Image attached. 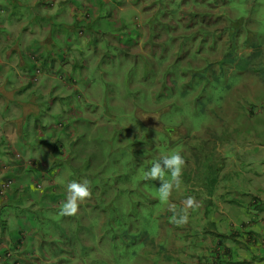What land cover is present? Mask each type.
Instances as JSON below:
<instances>
[{
	"label": "rangeland",
	"instance_id": "obj_1",
	"mask_svg": "<svg viewBox=\"0 0 264 264\" xmlns=\"http://www.w3.org/2000/svg\"><path fill=\"white\" fill-rule=\"evenodd\" d=\"M125 1L121 8L124 9L123 6H126V10L124 12L116 11L120 19L119 25L116 15L103 18L102 14L103 19L99 22V30L102 31L96 37L98 43L96 42L95 46H91L90 50H85L83 53H80L77 47L88 42L89 31L95 30L96 27L82 30L86 35L79 37L77 32L81 29V20L71 21L68 18L61 25L62 28H54L57 33H63L61 35L67 37L69 43L57 42L60 40L59 37H56L57 41L51 40L43 43L42 41L54 39V37L46 34L48 30L40 31L39 24L55 23V20L61 17V13L55 17L51 13H47L42 5H39V2L36 6H31L28 2L7 3L10 6H15L14 10L10 12L13 16L9 13L11 20L14 22L17 21V18H26V20L25 27L19 26L8 30L11 32V35L7 36L9 37L8 41L0 40V83H3L5 76L7 80L13 81L12 85H6L2 89L4 95L0 93V118L3 119L4 127L14 129L16 142L12 146L18 153L24 154L35 148L40 151L42 157L48 151L50 152L49 157L54 156L65 163L71 159L72 165L68 169L62 166V169L67 170L68 174L74 178L82 177L85 169L91 170V172L96 168L97 170L105 168L106 172L110 170L114 173L115 171L118 175L126 177L127 184L132 185L141 199H150L149 195H152L157 200L153 207L155 216L158 217L166 211L163 210L166 206H176L184 195L183 191L187 193L189 191L181 185L179 189L172 191L170 203L164 204L165 201L162 203L159 198L161 181H144L143 174L161 157L178 152L185 160L183 170L184 177H187L194 167L189 168L187 165L190 154L188 148L194 144L192 140L189 142L193 135L192 132L200 133L206 127H214L215 124L214 117L205 115L209 109L210 112L217 110L218 114L226 112L230 120L228 137L234 134L232 131L239 126V123L243 122L238 118L237 112L253 122L257 121L264 125V111L261 110V108L264 109V101L258 106L252 107L253 115L251 116H249L248 110L241 109V106L248 108L244 103L247 102V92L251 87H258L259 82L264 85V61L257 60L258 58L264 60V0H168L167 2L160 0L162 4L160 1L157 3L158 0H153V2L152 0ZM7 4L0 0V6L9 12ZM20 8L22 10H17ZM71 8L70 12L76 8L75 4ZM110 8L116 10L115 7ZM85 9L87 11L97 10L90 6ZM155 10L161 12L158 23L149 26L148 18ZM188 10L203 16H195ZM79 13L82 14V11ZM6 17H8V13L5 14ZM93 18L94 14L89 16L88 21L92 22L95 20ZM137 18L140 22L139 28L136 24ZM163 20L165 21L164 31L161 29ZM155 21H157L156 18ZM122 22H124V26H122ZM186 22L187 25H185ZM141 28L144 35L153 38V45L148 41L149 38H146L148 44L144 43L140 46L144 59L134 49L135 44L139 41ZM55 29H53V33L56 32ZM106 36L111 43L109 45L104 42ZM161 44H165L168 51ZM167 44H169L168 47ZM252 44L257 45L258 50L257 48L253 49ZM66 45L70 48L69 56L66 58L73 59L69 63H67L68 61L62 62V58H65L63 53L66 50ZM179 46L181 52L178 58L181 61L177 60V65H172ZM60 47L64 48L61 50ZM228 47H231L234 61H225L219 64L218 62L222 61L227 54ZM41 49L49 50L53 56L57 57L53 68H50L56 74L51 76L49 70L44 68L42 75L35 77V85H26L21 90L22 83L30 75L27 67L35 64L33 59L39 67L44 61L41 54L46 55L47 53L42 52L37 55L36 52ZM117 53L118 59L111 61V68L107 67L106 58ZM162 53L165 61L160 58ZM75 54L84 63V68H78L79 73L71 71ZM29 56L33 59L28 60ZM22 62L27 66H25L24 72L20 67ZM178 63L182 69L189 70L185 77L186 80L189 79L191 73L199 74V79L193 81V89H189L190 84L183 85V91H189L191 95L177 93L172 89L174 79L180 76L179 69L181 68L178 67ZM6 64H17V66H12L14 70L6 73L4 68ZM168 64L170 68L165 70V76L161 81L163 93H155L157 95L156 102L146 100L145 98L153 89L144 86V75L149 76V83L152 86L156 85L157 67L161 70ZM60 69L71 71L70 75L76 90H81L78 94L75 90L73 94V90L60 78ZM15 73L25 75V78L20 77L22 83L18 81L17 76L13 77ZM80 73L86 74L90 81L88 84L90 88L86 93H83L85 82ZM64 79L66 80L68 77L64 76ZM200 80L204 82V87L202 83L199 84ZM61 96L72 98L64 101L61 110L57 112V105H52V102ZM217 99L219 104L214 103ZM70 103L73 107L71 110L67 105ZM261 127L263 126H258V128ZM142 131L146 132L148 145H145L147 140L142 136L144 134ZM213 131L216 136L217 128H214ZM256 132H254L256 136H261ZM28 133L32 137L27 138ZM240 134L241 132L237 133V136ZM242 138L243 136H239L236 137L237 140H234L231 137L221 147L220 154L224 158V169H219L220 174L211 202L207 201L205 194L201 192L184 198L182 215H187V222L181 226H184L185 229L189 227L198 238L201 227L204 226L201 224L207 217L206 211L216 206L219 208L222 206L220 194L224 193V185L231 184L236 187L238 184L232 171L233 161H236L237 164L239 162L247 164L250 169L257 167L260 171L264 170L263 154L250 155L251 152L243 151L245 148L255 146L256 143L248 142L246 139L251 137L246 134L242 140L244 144H239L238 140ZM256 142L264 144V140H256ZM151 146L155 147L149 150ZM61 151L63 156H59ZM84 151L87 153L84 154ZM0 159H3L2 152H0ZM259 162H263V164L257 165ZM66 165L68 166L67 163ZM246 168L245 165H242L240 171L245 174ZM92 177L112 185L116 181L114 175H105L101 178ZM169 178L170 174L165 176V179ZM111 190H104L103 199L105 201L110 200L113 196L114 190H112L113 192ZM124 198L125 194L119 195V203ZM189 198H194L196 206H188ZM91 199L95 198L91 197ZM120 208L122 209V207ZM140 209L139 215L143 216L144 209L143 211L142 208ZM7 211L10 213L11 221L7 225L8 230L11 231L7 233V236H12L13 228L17 225L18 220L15 218L14 210L8 209ZM148 211L146 208V212ZM110 212L102 214L95 211L94 217L93 213H90L96 225L92 229L93 242L92 239L83 236L87 235L89 231L87 223L79 227L83 234L81 235L82 240L79 236L72 239L71 235L68 238V242L76 240L78 244L82 242L91 248V251L85 252L87 257L85 256L84 259L81 257L83 253L77 243L63 242L61 244L65 251L70 250L72 254L68 256L66 264H141L140 258L143 253L141 249H137L136 245L133 247L136 250V255L126 258L122 247L114 246V244L122 243V240L118 238L109 240L106 229L110 226L115 227L118 220V217L114 216L117 213L112 215ZM124 212L122 211V213ZM131 219L133 220L131 233H138L141 230V225L138 221ZM24 220L26 221V218ZM30 221L31 219L28 218V223ZM42 223L41 228L35 227L45 232L47 224L43 221ZM50 229H47V232ZM31 231H34L33 227ZM38 234L35 232V236L32 238L31 243L34 249L32 257L27 258L29 255L26 254V245L20 248L19 257L22 264H45L50 261L64 264L65 262L58 257L59 254L52 252L47 245L39 250L40 238L43 237H39ZM101 234L103 239H100ZM0 240H2L0 246L4 247L7 241ZM211 240L212 238L208 236L204 242H199L198 247L201 250H206V247L209 248ZM55 242L58 245L57 241ZM56 244H53L52 247L56 248ZM239 247L242 250L245 249L244 245ZM85 249L87 251L88 247ZM174 255L175 253L170 251L171 258H174ZM236 259L233 258V261ZM258 261V259L254 260V262ZM170 262L172 259L165 260L161 264ZM258 263L264 264V260Z\"/></svg>",
	"mask_w": 264,
	"mask_h": 264
},
{
	"label": "clouds",
	"instance_id": "obj_2",
	"mask_svg": "<svg viewBox=\"0 0 264 264\" xmlns=\"http://www.w3.org/2000/svg\"><path fill=\"white\" fill-rule=\"evenodd\" d=\"M77 1L78 4L79 2L81 4H79L80 8H78V5H75V9L78 8L82 11V14L79 13L80 15L78 16V20L84 21V26L79 29L77 34L79 35V37H85V31L82 30H84L87 25H91L92 29L96 27L95 30L89 31L90 37L88 38L89 40L94 39L97 43L98 41L96 37L102 31L99 30V22H101V19L105 18L106 16L116 15V20L118 21L119 25L120 19L116 11L124 12L126 10V6H123L124 9L121 8L123 3L126 2L125 0H105V3L100 4H98V2H93V0ZM138 1L141 0H137L136 2ZM159 1L160 0H158L157 3ZM167 1L168 0H165V2ZM87 6L93 7V9L96 8L97 10L87 11L85 9ZM100 6H102V8L104 7L103 9H107V11L103 12L102 9H100ZM110 7H115L116 10L114 9V11L113 8ZM75 9L73 11H75ZM188 11L190 13H193L195 16L200 15L190 10ZM7 12L8 11H5L3 7L0 6L1 15H5L7 14ZM92 14H94L93 19L95 20L89 22V16ZM102 14L104 16L103 18ZM160 14L161 12L159 10H155L153 12L152 16H154V18L149 26H151L153 23H158V17ZM155 18L157 21H155ZM136 24L139 28L140 22L138 21V18L136 20ZM187 24L188 23L186 22L185 25ZM1 25L6 26L5 23H1ZM164 25L165 21L163 20L161 22L162 31H164ZM146 38H149L148 41L152 44L153 38L143 34L139 36V41L135 44L134 47L135 51L141 54L143 59L144 54H142L140 46L144 43L148 44ZM49 41L50 39L42 42L47 43ZM104 42L108 45L111 44L107 36L104 38ZM161 45L168 51V48H166L165 44ZM168 45L169 44H167V47ZM251 47L253 49L257 48L258 50V46L255 44H252ZM121 49L122 47L120 46V50ZM231 51V47H228L227 54L224 56V59L218 63L222 64L225 61H234L231 55ZM36 52L37 55H39V53L42 52L48 53L49 50L45 51V49H41ZM180 52L181 50L179 46L177 56L174 58L172 65H177V60L181 61V59L178 58ZM64 53L69 56V52H67L66 50ZM41 55L44 59L42 65L46 64V62L48 64H52L51 59L45 57V54ZM163 55L164 54L162 53L160 58H163ZM27 59L30 60L33 58L29 56ZM52 59L56 61L57 57L52 55ZM70 60L73 59L68 58L67 60H64L63 63H65L66 61H68L67 63H69ZM257 60H259L260 62L264 61L260 60V58H258ZM33 61L35 62V64L29 67H27L24 62L20 63V67L23 69L26 66L28 72L30 73L27 78H25L24 74V77L23 75H21V73L24 72V69L21 73H15L13 75V77L17 76L18 81H21V83V78L26 79V81L22 83L21 90H23L26 85H35V77L42 75L43 73V66L40 65L39 67L38 63L34 59ZM162 61H165L164 58ZM73 63L71 65H73ZM179 63L178 67H180ZM12 66H17V64L4 65L6 73L14 70V67ZM169 68V64L165 67H162L161 70L157 67V83L153 86L149 83V76L144 75V86L148 89H153V91L150 92L145 98L146 100H152L156 102L157 95L155 93L158 94L162 92L161 81L165 76V70ZM63 70L64 69H60V78L64 80L67 83V86L73 90V94L74 90L76 94H78L81 90H76L72 76L68 75L72 71V66L71 71L67 75L66 72H63ZM187 71L189 70H185L182 68L179 69L180 76L176 77L172 83L173 91L181 94L191 95L189 91H183V85L190 84L189 89H193V81L199 79V74L197 75L195 73H191L189 79L186 80L185 77ZM49 73L51 76L56 74V72H52L51 69H49ZM80 74L84 78L83 81L85 82L83 93H86L90 88L88 87L90 81L87 78L86 74ZM64 76L68 77V79L65 80ZM12 83L13 81L7 80V77L5 76L3 83H0V93L4 95L2 89L6 85H12ZM200 83H202L204 87L205 84L202 80H200L199 84ZM66 98L67 100H69L72 97L61 96L59 98H56L57 100H53L52 105H57V112L61 110V105ZM246 98L247 102L244 104L247 105L248 108L241 106V109L248 110V114L249 116H251L253 115L252 107H256L264 101V85L259 82L258 87L252 86L251 89L247 92ZM214 103L219 104L218 99L215 100ZM69 108L70 110L73 109L71 103ZM261 110L264 111L263 108H261ZM52 111L54 112L53 109ZM205 115L214 117L213 120L215 124L214 127H206L200 133L192 132L193 135L191 136L189 142H191L192 140L194 144L188 148L190 154L187 165L189 166V168L191 166L194 167L188 173L187 177H184L183 170L185 160L178 152H174L171 155L161 157L160 160L154 162L153 165L149 167L143 174L144 181H161V185L159 187V198L162 203L163 201H165L164 204L170 203V196L172 194V191L174 189H179L181 185L185 186V188H187L189 191V193L183 191L184 195L177 202L176 206H166L165 208H163V210L166 211H164L158 217L155 216V208L153 207L155 206L154 204L157 202V200L152 195H149L150 199H141L138 192L134 190L132 185L127 184L126 177L118 175V173H116L115 171L114 173L110 170L106 172L105 168H101L100 170H97L96 168L93 172H91V170L85 169L83 170L82 177L74 178L68 174L67 170L64 171V169H62V166H65L68 169L69 166L72 165L71 159L66 162L68 164L67 166L65 162L59 160L58 158L54 156L49 157L50 152L48 151L43 154V157L40 155V151L36 150L35 148L26 151V153L24 154L18 153L12 146V144L16 142V134L14 129L4 127L3 119L0 118V152H2L3 155V159H0V219H4L6 221V226L3 228L0 227V239H4L5 241H7L4 247L0 246V264H22L19 257L20 248H22L23 245H26L27 247V245L32 242V238L30 237L33 234L35 236V232L39 233V237L41 236L44 238V240L43 238H40V242L45 241L47 242V244H49V242L57 241L59 248H53L52 246L48 245L47 246L48 248H50V250H52V252L59 254L58 257L63 260V262H65L64 264L68 263V256L72 254L70 253V250L65 251L62 248L61 244L63 242H75L78 244V241L76 240L73 242H68V238H70L72 235V239L79 236L82 240L81 235L83 234L80 232L79 227L81 225H84L85 223L88 224L89 231L87 235L83 236L92 239V229L93 227H96V225L94 224V220H92L93 218L90 213L92 212L94 217V215H96L94 213L95 211L102 214L111 211L110 214L112 215L117 213L114 215L118 217L116 226H110L108 229L116 238L122 240V243H118V245L122 247V252L126 255V258H131L136 255V250L133 248L135 245L137 246L138 250L141 249L143 253V257L141 256L140 258L141 264H161L165 260L169 259H172V262L168 264H259V261L264 260V256L259 258H251L247 256V253L249 251L248 247L250 244L249 240L253 238V240H257L260 243V246H264V238H262V236L258 233L252 231L248 232L246 227V220L252 212H255L254 217H250V220L251 222L257 223L260 220V214L264 213L263 195H258V192H250L253 187H259L262 191H264V170L260 171L257 169V167L256 169H250L248 168L249 166H247V164H243L242 162H239L237 164L236 161H233L234 166L232 171L234 172V177L237 178L238 184L236 187H233L231 184H225L224 193L220 194L222 206L220 208L216 206L215 208H211L206 211L205 215L207 217L201 224L204 226L201 227V233L199 234L200 240L196 233H194V231L189 227L188 229H185L184 226H181L183 223L187 222V215H182V211H184V198L189 197L192 194H196L197 192H201L205 194L206 200L211 202L212 197L214 196V188L217 184L220 174L219 169H224V158L220 154L223 143L228 142L231 137L232 139L237 140L236 137L243 136V138L238 141L239 144H244L242 140H244L245 135L248 134L251 138H248L246 140H248V142L253 141L256 143V145L251 146L250 148H245L243 151H245V153H247L248 151L251 152L250 155L261 153L264 156V144L256 142V140H264L263 124L257 121L253 122L249 118L241 115L240 112H237L238 118L242 119L243 122L239 123V126L232 131V133L234 134L228 137L227 135L229 134L228 127L230 124V120L229 117H227L226 112L218 114L217 110H213L212 112H210L209 109V111ZM259 125H262L263 127L258 128ZM214 128H217L216 136H214ZM142 132L144 133L142 136H144L146 139V132ZM152 132H154V130H152ZM239 132H241V134L237 136V133ZM254 132L260 133L261 136H256ZM29 137L32 136L28 133L27 138ZM3 141H5V143H3ZM148 144L149 142L147 140V143L145 145ZM154 147L155 146H151L149 150L154 149ZM83 153L86 154L87 152L84 151ZM59 156H63L62 151L60 152ZM194 158L196 159V161ZM190 163L192 164L190 165ZM262 164L263 162H259V164L257 165ZM242 165H245L247 167L245 174L240 171V167ZM96 171L98 172L96 173ZM169 174L170 178L165 179V176ZM105 175H114L116 177L115 183L112 185L109 182H103L101 181V179L97 180L95 177H92L98 176L101 178ZM231 175L233 176V174ZM86 179H92V181L100 187H103L105 185V188L113 189V196L118 191H122L125 188L129 187V189L131 188L130 191H132V196H137L140 201L138 202L136 207L131 208L130 211H128L130 208L125 207H122L123 210L121 208H116V210H114L111 207L105 208V205H103V207L102 205H96L97 199L95 197L97 196H93V198H95L94 200L91 199L92 192L89 181H87ZM110 189L105 190L110 191ZM109 201L111 200L105 201L104 199H102V202L106 205L109 204ZM124 202L129 201L126 200ZM187 204L189 207L196 206L194 198H189ZM140 208H142V211L144 209L143 216L139 215V212L141 211ZM146 208L149 210L148 212H146ZM8 209H12L15 211V218L16 220H18L17 225L15 226V228H13L14 233L12 234V236H7V233L11 232L10 230H8L7 226L9 225L8 222L10 221V213L7 211ZM152 209H154V211H152ZM57 211H59V214H57ZM122 211L125 212L122 213ZM58 215L72 216V218H67L66 216L64 217L63 221H61ZM46 216L53 220V222H60L59 226L66 230V233L62 237L60 235L61 233L53 234L54 232H56V230L53 228V225H51V229L50 231H48V233H44L43 231H36V228L33 227V219H43V217ZM24 218H26V221L24 220ZM28 218L31 219L29 223ZM131 218H133L135 221H138L141 225V230H139L138 233H131L133 227V220ZM64 220L70 223H66ZM261 220L264 221V218H261ZM32 227L34 229L33 232L31 231ZM208 236L212 238V240L210 241V246L209 248L206 247V250H201L198 247L199 242H204ZM100 237V239H103L102 234ZM109 240L112 241L110 234ZM18 241H20V243H18ZM1 242L2 240H0V243ZM78 245L81 253H83L81 254V257L84 259L85 256L87 257V254L85 252L91 251V248H89V246L87 245H84L82 242ZM241 245L245 246L244 250L239 247ZM86 247H88L87 251L85 249ZM170 251L175 253L174 258H171ZM233 258H237V261H233ZM256 259H258L259 261L254 262V260ZM45 264H57V262L50 261L46 262Z\"/></svg>",
	"mask_w": 264,
	"mask_h": 264
},
{
	"label": "trees",
	"instance_id": "obj_3",
	"mask_svg": "<svg viewBox=\"0 0 264 264\" xmlns=\"http://www.w3.org/2000/svg\"><path fill=\"white\" fill-rule=\"evenodd\" d=\"M5 15H1V17H0V40H5L6 39V37L7 36H10L11 35V32L10 31H8V30H10V29H12L13 28V26H14V24L12 23L13 21L10 19V17H9V15H8V17H6L5 19ZM153 18H154V16H152V15H150L149 16V18H148V21H147V23H148V25L150 24V23H152V21H153ZM74 19H76V16L74 17ZM19 20V18H17V21ZM17 21L16 22H14V23H17ZM1 23L2 24H4L5 23V25L6 26H3V25H1ZM75 24H77V22H75ZM78 24H79V22H78ZM82 26H84V21H81V27ZM122 26H124V22H122ZM58 29V28H62V26L61 25H58V24H56V22L55 23H53V25H50V30H49V32H48V35L50 36V35H52L53 37H54V39H50V41L51 40H56L57 41V39H56V37H59L60 38V40L59 41H57V42H60V43H62V44H66V42H68L69 43V41L67 40V37H65L64 35H61V34H63V33H61V32H58L57 33V30L55 29ZM53 29H55L56 30V32L55 33H53ZM85 29H87V30H90V29H92V27H91V25H87L86 27H85ZM69 32V31H68ZM140 35H143V32H142V30L140 31V33H139V36ZM79 38V37H78ZM81 42V41H80ZM95 40L94 39H92V40H89L85 45H80V46H78L77 48L80 50V53H83L85 50H90V47L91 46H95ZM64 47H60V49L62 50ZM69 49L70 48H68L67 47V45H66V51L67 52H69ZM64 55H65V58H62V62L64 61V60H67L66 59V57H68L65 53H64ZM75 57H74V63H73V65H71L72 66V71H75V72H77V73H79V71H78V68L79 69H82L83 68V62L80 60V58H78V55L77 54H75L74 55ZM45 57H47L48 59H51V62H52V64H48L47 62H46V64H44V65H42L43 67L42 68H45V69H47V70H49L50 68H53V64L56 62V61H54L53 59H52V54L50 53V52H48L47 53V55H45ZM118 57H119V55H118V53L116 54V55H112V57H107L106 58V64H107V67H112V62L115 60V59H118ZM113 60V61H112ZM112 61V62H111ZM24 69V68H23ZM63 72H66V75L70 72V71H68V70H63ZM69 76H71L70 74H68ZM67 99H65V101H66ZM69 107H70V105L69 104H67ZM43 115H45V114H43ZM87 181H89V184H90V188H91V192H92V196L91 197H93V196H97V200H96V205H102V207H103V205H105V208H113L114 210H116V208H120V207H125V208H130L128 211H130L131 210V208H135L136 207V205L138 204V202L140 201V199L137 197V196H135V195H133L132 196V191H130V189L129 188H125L124 190H122V191H118L114 196H112L111 198H110V200L111 201H109V204H105V203H103L102 202V199H103V195H104V190L105 189H109V188H105V185L102 187L103 188V191H102V188L99 186V185H97V184H95L93 181H92V179L91 180H89V179H86ZM113 190V189H112ZM106 191V190H105ZM121 194H125V198L121 201V203H119V201H120V199H119V195H121ZM96 198V197H95ZM126 200H128L129 202H124V201H126ZM117 202V203H116ZM57 214H59V211H57ZM59 216V219L61 220V221H63V219H64V217H66L67 215H65V216H61V215H58ZM73 216H76V215H73ZM72 218V216H67V218ZM51 219L49 218V217H43V219H37V220H35V219H33V227H35V226H39V228H41L42 226H43V223H42V221L43 222H45L46 224H47V228H46V231L44 232V233H48L47 232V229H50V227H51V225H53V228L56 230V232H54L53 234H56V233H61L60 235H61V237L66 233V230H64L62 227H60L59 225H60V222L59 221H57V222H53V220H51ZM66 223H70V222H68V221H66V220H64ZM6 226V221L4 220V219H0V227H5ZM36 228V231L37 232H39V231H41V229H38L37 227H35ZM106 233H108V234H110L111 235V239L113 240V239H115L116 237L112 234V232L109 230V229H106ZM46 235V234H45ZM33 236H34V234L30 237V238H33ZM18 243H20V241H18ZM59 243H60V241H59ZM48 245V246H52L53 244H56V242H54V241H52V242H49V244H47V242H45V241H42L41 243H40V245H39V250L40 249H42L43 247H44V245ZM118 244H114V246H117ZM56 246L59 248V246L56 244ZM26 254H28L29 255V257H27V258H30V257H32L33 256V254H34V249H33V247H32V243H29L28 245H27V247H26ZM235 264H239V263H235Z\"/></svg>",
	"mask_w": 264,
	"mask_h": 264
},
{
	"label": "crops",
	"instance_id": "obj_4",
	"mask_svg": "<svg viewBox=\"0 0 264 264\" xmlns=\"http://www.w3.org/2000/svg\"><path fill=\"white\" fill-rule=\"evenodd\" d=\"M17 4H21L22 2H28L31 6H36L37 3L39 2V5H42V8L47 12V13H51L53 16L57 17L60 13H61V17L56 19L55 22L58 25H62L64 21H67L68 18L72 20H74V17L76 16V19L78 20V16L80 15L79 12H81V9L79 10L78 8H80L79 4H81L79 2V4L77 3V0H2L3 3H12L15 2ZM109 1V0H107ZM93 2H98V4L100 3H105V0H93ZM78 5V8L75 9V11H71L72 9V5ZM15 6H10L9 4H7V9L9 10L8 15L10 12H12V10H14ZM100 9H102L103 12H106L107 9H103L102 6H100ZM17 10H22V8L17 9ZM44 13V12H43ZM70 13V16H69ZM11 14V13H10ZM12 15V14H11ZM13 16V15H12ZM42 16V15H41ZM64 19V20H63ZM69 19V22H70ZM25 20L26 18L22 19L19 18V20L17 21V23H14V21L12 22L14 24L13 28L16 27H25ZM49 22V21H48ZM40 23V22H39ZM50 25H53V23H42L39 24V30L42 31L43 29H45L47 32L46 34H48L50 28ZM66 27V26H64ZM9 40V37H6V41ZM251 193L253 192H258V195H263L264 198V191H262L259 187L257 188H252ZM254 213L252 212L251 215L248 216V219L246 220V227L248 232L252 231L255 233H258L262 236V238H264V221L261 220V218H264V213L260 214V220L256 223V222H251L250 217H254ZM250 244H249V251L247 253V256L249 257H254V258H259V257H263L264 256V246H260V243L257 240H253L250 239Z\"/></svg>",
	"mask_w": 264,
	"mask_h": 264
}]
</instances>
